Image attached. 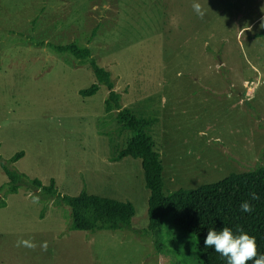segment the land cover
<instances>
[{"label": "rangeland", "instance_id": "obj_1", "mask_svg": "<svg viewBox=\"0 0 264 264\" xmlns=\"http://www.w3.org/2000/svg\"><path fill=\"white\" fill-rule=\"evenodd\" d=\"M197 2L203 19L193 0H0V264H202L198 238L171 218L157 242L146 232L141 160H110L130 133L115 132L106 87L80 93L97 82L95 59L124 106L159 114L153 133L166 194L264 165V37L256 36L264 0ZM72 42L91 57L51 46ZM2 164L45 185L55 179L62 195L130 201L131 226L74 229L57 197L27 186L6 195Z\"/></svg>", "mask_w": 264, "mask_h": 264}, {"label": "trees", "instance_id": "obj_2", "mask_svg": "<svg viewBox=\"0 0 264 264\" xmlns=\"http://www.w3.org/2000/svg\"><path fill=\"white\" fill-rule=\"evenodd\" d=\"M256 36L264 37V29H261ZM51 46L57 52L69 53L81 60L91 57L89 47H82L75 42L65 45L51 44ZM90 63L97 82L80 90V93L84 97H89L97 94L102 86L106 87L109 93L105 100V112L111 113L117 110L115 132L119 135L124 132L130 133L125 144L116 149L110 160L119 162L126 157L141 160L146 187L150 191L149 227L146 232L152 234L157 242L162 226L171 218L173 226L178 230L198 238L202 264H227L226 259L213 248L204 247L203 240L208 229L220 231L223 227H229L234 235H239V230L242 229L255 238L258 254H264V165L246 172H232L214 183L191 189L180 188L166 194L162 153L158 149L153 133L154 127L160 120L159 114L124 106L121 94L115 90L111 72L100 66L95 59H91ZM24 155V151H19L11 157L10 162H17ZM2 168L8 176L6 195L18 193L21 187L27 186L40 190L44 196L57 197L71 208L74 229L117 230L131 226L136 209L130 201H120L90 194L87 191H82L77 196L62 195L55 179H51L50 183L45 185L38 178L31 179L25 173L12 170L7 164H2ZM0 190L4 191L5 186ZM252 192L259 196L258 200L251 199ZM246 200L253 208L250 213H243L240 210L241 203ZM6 206V199L0 197V208ZM248 264L253 262L248 261Z\"/></svg>", "mask_w": 264, "mask_h": 264}, {"label": "clouds", "instance_id": "obj_3", "mask_svg": "<svg viewBox=\"0 0 264 264\" xmlns=\"http://www.w3.org/2000/svg\"><path fill=\"white\" fill-rule=\"evenodd\" d=\"M192 9L194 13L201 19L205 16V10L202 5L193 0ZM260 28L264 29V16L260 19ZM252 200H258L259 196L252 192L250 193ZM39 197H33V203H38ZM240 210L243 213L253 211L249 201H244L240 205ZM239 235H234L229 227H223L222 230L216 231L208 229L205 239L203 240L204 247L213 248L215 252L226 259L227 264H248L252 261L253 264H264V254H258L257 244L254 237L239 230ZM17 247L35 248L36 245L29 240L17 241ZM43 250H47V242L41 245Z\"/></svg>", "mask_w": 264, "mask_h": 264}]
</instances>
